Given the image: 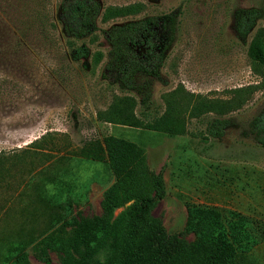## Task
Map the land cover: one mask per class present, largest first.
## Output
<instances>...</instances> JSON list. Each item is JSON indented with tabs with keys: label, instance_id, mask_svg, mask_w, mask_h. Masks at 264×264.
<instances>
[{
	"label": "rangeland",
	"instance_id": "obj_1",
	"mask_svg": "<svg viewBox=\"0 0 264 264\" xmlns=\"http://www.w3.org/2000/svg\"><path fill=\"white\" fill-rule=\"evenodd\" d=\"M96 1L102 7L141 4L142 12L132 19L179 12L176 39L161 80L151 84L146 117L137 95L101 78L108 51L102 31L131 18L98 19L93 38L76 42L90 55L103 54L94 66L91 58L72 60L59 0H0V264L21 242L28 244L30 264H61L62 256L43 251L38 240L71 231L79 218L99 216L104 192L130 169L104 173L96 159L78 154L85 142L107 136L134 144L145 168L161 176L164 194L152 216L167 235L197 240L185 233L186 206L214 208L223 216L233 212L250 222L257 239L238 264H264V147L242 134L264 104V89L257 87L264 66L259 70L249 55L253 39L264 36V0ZM247 9H255L258 18L242 40L235 35L233 14ZM124 96L134 98L133 114L146 123L170 106L176 130L97 120L114 97ZM193 105L202 111L191 110ZM213 118L235 122L213 138L206 129ZM119 251L109 248L93 264H118ZM74 260L82 262L80 256Z\"/></svg>",
	"mask_w": 264,
	"mask_h": 264
},
{
	"label": "trees",
	"instance_id": "obj_2",
	"mask_svg": "<svg viewBox=\"0 0 264 264\" xmlns=\"http://www.w3.org/2000/svg\"><path fill=\"white\" fill-rule=\"evenodd\" d=\"M142 9L139 3L102 7L96 0H59L58 18L72 60L91 58L94 66L101 62L103 54L97 51L90 55L85 44L76 46V42L93 38L98 19L106 23L131 18L102 31L108 51L101 78L122 93L137 95L140 115L146 117L151 106V84L161 80V68L176 39L179 12L132 19ZM257 18L255 9L237 10L233 14L235 35L246 39ZM249 55L262 70L264 36L253 39ZM261 72L257 73L262 78L257 87L264 89V73ZM135 105L132 97H114L107 110L97 114V120L138 128L176 130L174 126L178 121L168 111L170 106L167 113L146 123L134 116ZM191 110L202 111L195 105ZM232 122L235 119L213 118L206 129L211 137L221 138ZM242 134H248L264 147V104L246 122ZM30 150L33 152V147ZM78 154L96 159L104 173L120 167L130 169L104 192L99 216L79 218L73 221L71 231L49 233L38 240L43 251L62 256L61 264H93L98 254L115 246L120 249L118 264H238L241 256L256 245V236L250 232V222L245 217L233 212L223 216L214 208L195 205L186 206L185 233L196 236L197 240L187 242L184 233L167 235L160 219L152 216L153 208L164 194L162 178L145 168L143 154L134 144L107 136L85 142ZM119 209L115 216L114 212ZM27 245L25 242L12 245L4 264H30L25 252ZM74 255L80 256L82 262L76 263Z\"/></svg>",
	"mask_w": 264,
	"mask_h": 264
}]
</instances>
